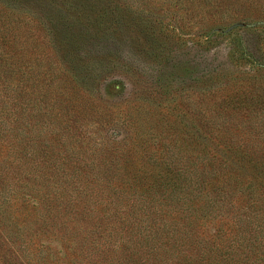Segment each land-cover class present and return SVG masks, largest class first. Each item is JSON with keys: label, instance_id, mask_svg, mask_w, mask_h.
<instances>
[{"label": "rangeland", "instance_id": "obj_1", "mask_svg": "<svg viewBox=\"0 0 264 264\" xmlns=\"http://www.w3.org/2000/svg\"><path fill=\"white\" fill-rule=\"evenodd\" d=\"M246 24H264L261 0H0L2 77L11 78L0 81V119L15 128L0 139V264H107L95 247L119 235L129 241L113 258L169 264L162 261L179 228L174 209L184 210L178 199L192 183L201 195L190 210L201 223L200 244L186 252L192 262L178 264L219 261L224 246L216 237L244 246L262 235L264 216L249 199L259 180L244 178L232 157L240 153L248 169L256 152L264 158V30L248 36L261 66L239 61L244 73L227 69L224 38L204 41L219 25ZM14 89L29 104L17 105L10 119ZM141 110L149 111L141 129L153 131L138 145L133 118ZM166 119L185 122L184 129H164ZM13 157L15 165L5 163ZM160 166L161 182L148 184L142 170L148 176ZM78 174L89 194L74 202L69 194L78 184L69 177ZM174 176L178 186L163 188ZM128 210L133 218L120 219ZM110 223L118 236H109Z\"/></svg>", "mask_w": 264, "mask_h": 264}, {"label": "trees", "instance_id": "obj_2", "mask_svg": "<svg viewBox=\"0 0 264 264\" xmlns=\"http://www.w3.org/2000/svg\"><path fill=\"white\" fill-rule=\"evenodd\" d=\"M261 2L264 4V0H261ZM243 23H247V22H243ZM219 27H217L218 29H220L219 32L213 30L207 36H204L205 37L204 41L205 42L211 41L214 36L224 38V41H225L224 47L225 48H223V49L225 50V56H227V59L229 61L228 64L231 65L227 69L231 70L232 73L235 74V70H233V67H235L236 70L239 71V73H240L242 68L240 67L241 64L238 63L239 61L241 63L247 62L248 64L253 65L254 67L260 68L261 64H259L257 62L258 56L255 53V51H257V50L254 46H252V47L249 46L248 36H249V34H253L254 31L257 30L258 28L263 31L264 30V24H256V25L253 24L252 26H248L246 24V26H237V27H234V28L229 29V30H226L225 29L226 27L224 28L223 26H220V25H219ZM174 36H176V35H174ZM176 37H178V36H176ZM6 61H7L6 55H4L3 53H0V81H2L1 84H3V82H5V81H8L11 79V78H7L6 76L2 77V74L6 73V71L2 70V67L5 66ZM194 69L192 66V74L196 73L195 71H193ZM241 72L244 73L243 71H241ZM206 74L205 75L202 74V76H206ZM196 77L198 78V76H196ZM236 78L242 79L238 75L236 76ZM193 79H195V78H193ZM9 90H12V89L10 88ZM18 95H20V94L14 89V93L12 94V100L16 104L11 107V109H13V110L9 111L7 113L8 117H10V119L13 116V114H15L17 112V109H15V107H17V105H19L22 108H25L26 110L28 108L29 100L21 102V99L17 100ZM228 100L230 102L229 103L231 106L230 108H235V105H234L235 102L233 101V98L228 97ZM136 114H138V115H136V118H133V117L132 118H133V122L138 124V126L140 127V130L135 132L133 138H135L134 139L135 144L142 145L141 142L146 141V139H149L150 137L148 135L152 134L153 130L143 132V130L141 129L143 127L141 124L142 119L144 117L143 115L149 114V111L141 110V111H137ZM169 115L170 114H168L167 116H169ZM8 123H9V121H7L5 119H0V125H1V127H0V139L2 137V133H4L6 130L11 133V131H13V129H15V128H12L11 130H9ZM152 125L155 126L157 124L153 123ZM173 125H175V126H173ZM184 125H185V122H183V121L181 122L180 120H178V121L173 120L172 122H170L166 119L165 122L163 123L162 127H164V129L167 127L168 128L169 127L170 128L175 127L177 130H179L181 132L184 129ZM4 129H6V130H4ZM155 131H157V130L155 129ZM188 132H190V131H188ZM14 134L13 135L11 134V136H10V140H12V143L14 142L13 141ZM190 135H191V138H192V136L195 138L199 137L196 134L194 136L192 132H190ZM4 137H6V138H4L6 140L8 138V135L4 136ZM4 139H3V141H5ZM130 143L131 142H129L125 146V149H126V151L128 150L131 152V154L135 155V153L138 150V147L133 146L132 148H130L129 147ZM14 144L16 146L15 142H14ZM261 152L264 155V151H261ZM11 155H13V153ZM233 155H234V153H233ZM257 156L258 155L256 152L255 153L256 158L253 159L254 162L249 169H248L249 166L246 167L243 165L242 162H244V161H243L240 153H238L236 155V157H232V159L236 163L240 164V168L242 170L241 173H242V176L244 178L248 177L250 179L255 178V179L259 180L257 182L258 185L256 184V187L254 189L250 188L251 186L249 187V189H250L249 193L253 196V197H249V199L258 202V209L261 211L259 214L261 216H264V197H262V195H264V161L263 162L259 161L257 163V161H258ZM258 157L260 159L264 160V158H262L261 156H258ZM15 161H16V158L13 157L11 159V161L6 160L5 163L6 164H10V163L14 164ZM158 163L162 164L164 162L158 161ZM258 164L259 165L261 164V165L259 166ZM186 166H187V164H186ZM9 167H12V166H6L4 169H7V172H9L8 171ZM130 167H134V165L131 164ZM160 168H161V166L156 170L155 173H153V171H155V169H156V168H154L153 170H151L152 172L149 173L148 176L146 175V171L142 170V174L144 175L145 179L148 180L147 181L148 184L155 185V184H158L161 182V180L159 178H157V176H156V174L159 175ZM176 168H178V167L176 166L175 169ZM96 170H97V172H102L99 169V167L96 168ZM137 171H140V169H138ZM81 177H83V175H81V174L74 176V178H73V176L69 177V179H71V180L74 179L75 183L78 184L77 185L78 188L73 187V189H72V191H74V194H69V195H73L71 197L74 200V202H77V200H79L80 197L87 196L89 194V193H87V190L89 187ZM97 179H99L97 183H100V184H103L102 182L105 181V180H103L104 177L101 176L100 174L97 176ZM175 180H176L175 176L171 177L169 182H167L163 188L169 189V188H171V186H174V187L178 186V185L173 184V182ZM65 183H66L65 184L66 186H69L68 182L65 181ZM197 184L198 183H192V186L187 185V187L183 188V197L179 196L178 200L181 201V206H185V207L183 208L184 210H180L177 207H176V209H174L173 218L176 219L175 222H176V224L179 225V228L176 229V235H175L174 239L171 241L172 244H169L170 252L168 253V256L170 255L171 257H169L168 259H166L162 262H167L169 264H171V263L178 264L181 259L183 261H186V262L191 261V260L193 261L195 259V257L190 258L189 256H187L186 252L189 251L190 247L194 248L196 245L200 244V240L198 239L197 233L195 231H196V225H201V223L200 222H199V224L196 223V219L198 220V218L192 212V211H195L194 206L197 202H200L199 197H201V195L198 196ZM236 185H237V183H236ZM63 190H65V189L63 188ZM53 192H55V191H53ZM191 193H192V195H193V193L196 194L197 198L196 197L189 198ZM7 194H8V196L16 198V200H17L16 193L13 189H11L9 191V193H7ZM259 194H260V197H259ZM63 197H65V194H62V199H63ZM158 197L161 199V201L167 202L166 195L159 194ZM116 198H117L116 200L119 201V211L121 210V211L125 212L128 209L127 208L128 207L127 206V199L124 198V196L122 194H119L118 196H116ZM155 199H153V202L155 201ZM4 201H5V203L8 202L9 204L15 205L14 202L6 201V198H3V202ZM142 201H145V200H142ZM188 201H189V203H187ZM141 204H143V202ZM169 205H170L169 208L171 207V205L174 207L175 200L171 201V203H169ZM147 207H148V204H146L145 206L139 205L137 210L140 211L141 213H144L147 210ZM191 209H192V211L190 212ZM183 211L185 212V214H182ZM186 212H187V214H186ZM181 214H182V216L180 217ZM129 216H131L133 218V215H131L129 210H128L125 214L119 216V218L122 220H125ZM106 218H109V216ZM191 218H193L192 222L190 221ZM137 219H139V221L142 220V218H139V217H137ZM232 222L234 224V221H232ZM169 226L170 225H168V227ZM109 227H113L110 229L111 232L109 233V236H113V235H115V237L118 236L117 231L115 229L116 226L115 225L112 226V224L110 223ZM169 228H170V230L174 229L173 227H169ZM262 229H264V224L262 226ZM229 231H231V230H229ZM262 233H263L262 235L255 237L252 241H250L248 239V241H249L248 244H246L244 246L242 245V243L239 240L232 239L231 241L234 242V244L232 245V244H230V242H228L226 244V243H224L225 240H223L219 237H216V239H213V242L216 243L217 245H223L224 250H223V252L220 253L221 257L219 258V261L214 262L212 264H264V231ZM118 237L121 240L115 239V240H113V243H111L109 246H107L105 244H100V245H97L95 247V250H99V252H102V255L105 256L104 259H106V260L104 263L112 264L115 261L116 263H114V264H117V263L118 264H128L127 262H123L121 260V258H119L120 259L119 260L118 258L115 259L112 257V255L113 256L115 255V253L119 247L125 245L126 241H129V238H127L125 240V242H123L122 240H123L124 236H122V235H119ZM149 237H150L149 234L145 233L144 239L150 242L152 240V237L150 238V240L148 239ZM26 243L27 242H24V246ZM174 243H177V245H174ZM114 245H116V246H114ZM112 246H114V247H112ZM236 249L239 252H236ZM27 253H28V256H31L30 252H27ZM97 253H98L97 251H94V252H91V255H96V257H99V255H97Z\"/></svg>", "mask_w": 264, "mask_h": 264}]
</instances>
